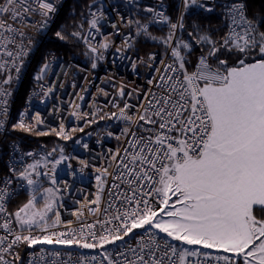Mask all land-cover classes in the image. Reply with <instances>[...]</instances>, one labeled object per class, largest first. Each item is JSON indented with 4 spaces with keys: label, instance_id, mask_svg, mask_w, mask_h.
<instances>
[{
    "label": "snow or ice",
    "instance_id": "1",
    "mask_svg": "<svg viewBox=\"0 0 264 264\" xmlns=\"http://www.w3.org/2000/svg\"><path fill=\"white\" fill-rule=\"evenodd\" d=\"M183 7L212 12L214 0H183ZM220 7L231 21L228 33L219 42L207 33L196 37L208 47L206 54L199 57L195 72L187 70L186 57L181 51L191 53L192 45L181 42L173 46L169 42L174 32H170L164 43L171 47L175 62L164 66L165 74L154 85L159 93L149 90L138 107L125 102L119 115L106 114L108 119L126 122L121 135L115 138L120 140L123 136L128 146L122 149L123 155L121 150L112 152L114 171L97 169L100 172L96 177L98 192L91 201L97 207L89 208V213H102L103 220L82 223L79 229L73 228L71 221L62 222L59 211H54L58 187L44 189L42 207L37 206L33 195L14 213H7L5 201L11 199L9 185L13 181L9 177L0 182V213H7L9 217L0 223L4 233L0 235V264H21L22 257L17 251L21 244L30 249L37 245H55L68 250L73 247L102 250L97 262L95 255L85 257L79 252L40 248L39 252L29 254L31 259L27 264H205L200 257L208 264L211 259L218 264L221 261L223 264L241 261L242 264H264V31L260 27L264 16L249 17L244 0H232ZM144 10L152 14L149 23L169 22L163 10L152 7ZM56 11V5L49 0H0V69L8 63L3 57L11 58L15 64L26 54L24 42L27 40L29 45L32 42L26 29L36 27L31 16L38 13L44 18L40 27L46 28L50 14ZM92 15L90 27L96 28L95 13ZM129 23L137 25V35L150 36L148 24H141L139 20ZM177 27L183 28V23L170 24L173 30ZM55 36L62 41L68 39L59 31ZM71 36L81 38L78 32H72ZM131 39L125 40L128 47ZM100 47L107 49L109 44ZM221 50L229 53V57L221 58L218 55ZM90 51L95 53L97 48L90 46ZM149 59L155 60V55L149 54ZM230 59L234 62L229 63ZM91 67L96 68V63ZM47 68L45 64L42 71ZM19 71L17 66L16 72ZM156 79L153 77L148 83L153 84ZM10 80L8 76L3 83ZM6 95V90L0 88V96ZM118 95L125 97L123 87ZM113 106L119 107L115 103ZM134 108V112L130 111ZM6 111V108L0 111V116ZM72 115L77 119L91 115L86 125L97 123V113L74 111ZM34 119L37 124L43 122L39 114ZM3 127L0 120V128ZM13 127L31 132L35 126L26 125L21 118ZM83 130V127L72 128L69 132L61 125L59 130L52 131L69 140L71 133ZM48 134L47 131L37 133ZM107 135L111 137L114 133L107 132ZM82 147L88 148V145ZM60 152L59 159L51 162V175L42 174L53 186L58 184L57 165L67 159L63 148ZM81 164L88 166L85 161ZM38 167L39 161L27 164L22 171L17 172L15 168L11 171L35 193L40 190L38 181L33 179L34 173L41 175L36 172ZM107 177L113 182L108 188L107 207L101 209ZM73 215L79 219L83 213ZM62 224L66 231H50ZM97 225L100 231L96 230ZM35 229L44 234L33 235ZM201 250L231 255L213 258L208 251ZM44 253L54 259L46 261Z\"/></svg>",
    "mask_w": 264,
    "mask_h": 264
},
{
    "label": "built area",
    "instance_id": "2",
    "mask_svg": "<svg viewBox=\"0 0 264 264\" xmlns=\"http://www.w3.org/2000/svg\"><path fill=\"white\" fill-rule=\"evenodd\" d=\"M69 1L49 0L56 5L57 11L50 14L46 28L40 27L44 18L38 13L31 16V21L35 23L36 27L26 29L27 35L31 37L32 41L30 45L27 40L24 42L27 49L26 54L15 61V64L11 62V58L3 57V60H7L8 63L6 68L0 69V88L6 90L7 95L0 96V111L5 108L7 111L5 115L0 116V120L4 123V127L0 128V182L9 177L13 181L9 185V191L12 193L11 199L5 201L7 213H13L11 211L12 204L20 200L30 187L26 181L14 176L11 169L15 168L17 172L22 171L27 164L36 163L42 157L43 162L36 169V172L41 173V175L36 176L34 173L33 179L38 181L39 188L48 185L59 188L57 194L60 198V204L54 211H59L62 222L71 221L72 227L79 229L82 223H93L97 218L103 220L102 213L96 215L89 213V208L95 209L97 207L91 203L98 192L96 177L100 175V172L97 169L108 168L109 172L114 171L115 165L111 161L112 152L121 150L123 155L122 149L128 146L123 136L120 140L115 138V136L121 135V131L126 127V122L116 118L108 119L106 114L116 113L119 115L120 108L124 106L125 102L138 107L149 90L159 93V89L155 88L154 85L160 82L159 76L165 74L164 66L175 62L169 46L163 53L155 49L145 55L138 54L135 51L136 44L144 34L137 35V25L129 22L136 21V17H138L142 24L149 25L148 31L154 24L167 26L168 35L170 32H174L173 40L169 43L175 46L181 28L177 27L173 30L170 28V24L182 22L180 18L183 16L184 7L183 0H180L177 17L172 19L167 0H93L88 4L92 13L84 19L87 28L81 40L86 54L85 58L80 59L75 54L66 56L57 51L47 52L42 58L41 68L34 75L35 72L32 68L39 57L40 49L52 40V30ZM246 1L244 0L245 3ZM231 2L232 0H214V11L212 12L196 8L207 14L223 13L227 20L228 33L231 21L220 5ZM147 7L163 10L169 18V22L164 23L157 20L149 23L152 14L144 10ZM93 13L97 19L96 28L90 27V21L94 18ZM97 28L99 31L96 30ZM128 37L132 38L131 47L125 43ZM104 43L109 44L107 49L100 47ZM90 46L97 48V52L90 51ZM13 50L15 51V49ZM149 54H154L155 60H150ZM92 63H96L97 67L92 68ZM133 63H135V68H133ZM45 64L48 65V68L42 71ZM17 66L20 67L19 73L16 72ZM157 69L160 71L157 72ZM8 76H11L10 82L3 83ZM37 76L41 78L36 79ZM153 77L157 79L153 84H149L148 81ZM29 81L33 82L34 85L30 83V87L26 89ZM121 87L126 94L123 99L118 95ZM49 89L51 90L49 91ZM101 89L103 91H100ZM129 93H131L130 97L128 96ZM81 96L83 100L80 99ZM113 103L119 107H114ZM75 105H79V108H76ZM74 111L97 113V123L86 125L85 121L92 119L91 115L77 119L76 116L72 115ZM130 111L134 112L135 108ZM15 113H18L17 119H15ZM37 114L43 121L40 124H37L34 119ZM101 116L104 119H100ZM21 118L26 125L35 126L32 132L47 131L65 143L48 145L45 142L36 143L15 137L12 124L13 122L19 123ZM61 125L69 132L72 128L83 127L84 130L83 132H73L71 139L64 140L52 131L53 129L59 130ZM107 132H112L114 135L109 137ZM76 141H80V143H76ZM83 144H87L88 148L82 147ZM66 147L69 148L66 149ZM61 148H63V155L67 159L57 165L58 184L53 186L49 178L42 174L48 172L49 176L51 175V162L59 159ZM29 152L35 155H26ZM81 161L87 162L88 166L84 167ZM45 163H47V167L44 166ZM110 164L112 167H109ZM76 166L81 170L76 169ZM106 179L108 183L105 185L104 193L101 194L102 198L99 205L101 209L107 207L108 188L113 182L111 177ZM121 188L123 190L124 186L122 185ZM112 191L115 192V189ZM77 212L83 213L79 219L73 215ZM7 213H0V223L9 218ZM13 227L19 231L14 222ZM96 230H101L99 225H97ZM50 231H66V229L62 224L58 228L50 229ZM3 234V230L0 229V235ZM43 234L39 229H35L33 232V235ZM40 248L59 250L65 253L72 251L73 254L79 252L85 257L95 255L97 262L101 259L98 253L102 251L75 249V247L68 250L62 246L50 247L46 245H37L30 249L21 244L17 249L22 257L21 264H27L28 260L31 259L29 254L39 252ZM44 255L46 261L54 259L47 253ZM6 258L11 259V257ZM200 259L208 264L204 257H200ZM97 262H93V264H97ZM41 264H46V262H41ZM211 264H218V262L211 259ZM219 264H223V262H219Z\"/></svg>",
    "mask_w": 264,
    "mask_h": 264
},
{
    "label": "trees",
    "instance_id": "3",
    "mask_svg": "<svg viewBox=\"0 0 264 264\" xmlns=\"http://www.w3.org/2000/svg\"><path fill=\"white\" fill-rule=\"evenodd\" d=\"M93 0H70L64 9L63 13L60 15L58 21L56 22L52 30V40L46 45L41 47L39 57L40 65L43 56L47 52L57 51L62 52L66 56L75 54L78 58H85L86 54L84 52L83 46L81 44L82 37L87 28V23L84 20L91 15V10L88 7V4ZM179 2L180 0H167L169 6V12L172 19H176L179 12ZM247 9L248 16H256L257 19L264 16V0H247ZM183 28H181L180 36L176 43L180 44L181 42L190 43L192 45L191 53H188L187 50L181 49L182 54L186 57V68L189 72L195 71V66L198 61V57L206 54L207 47L198 42L196 37L198 35H203L205 33L211 35L212 39L220 41L222 37L227 35V20L223 13L217 12L215 14H207L196 7H191L189 9H184L183 11ZM261 30L264 31V24L261 26ZM62 32L68 37L67 40H59L56 36V32ZM72 32H78L81 38L71 36ZM150 36L144 37L141 36L139 41L136 44L135 51L140 55H145L149 51L158 49L160 52H164L168 45L164 43V39L168 37V28L167 26L152 25L149 30ZM189 33H192L190 36ZM154 36L157 39L153 40L150 37ZM163 42V43H162ZM159 43V44H158ZM203 49V51H202ZM221 58H228L229 53L224 50H221V53H218ZM38 57V58H39ZM37 58V60H38ZM36 60V63H37ZM211 62V61H210ZM234 59H230L229 63H233ZM31 85H34L33 82L29 81L26 89ZM16 122H13L12 128L15 137H20L22 139L31 141V142H45L48 145H54L55 143L63 144L65 143L62 140L57 139L56 137H47L43 135H37L35 132H26L19 129H14ZM68 144V143H67ZM69 147H66L68 149ZM28 193H24L21 196V199L12 204L11 211L14 213L21 205L28 201Z\"/></svg>",
    "mask_w": 264,
    "mask_h": 264
},
{
    "label": "rangeland",
    "instance_id": "4",
    "mask_svg": "<svg viewBox=\"0 0 264 264\" xmlns=\"http://www.w3.org/2000/svg\"><path fill=\"white\" fill-rule=\"evenodd\" d=\"M136 19L139 20L140 23L142 24L140 18L136 17ZM144 37H149V36L144 34ZM162 43H163V42H162ZM40 68H41V66H40V57H39L38 60H37V63H36V64L33 66V68H32V69H33V72H35L34 75L37 74L36 72H37ZM17 116H18V113H15V119H17ZM45 136H47V137H52L53 134H52V133H49L48 135H45ZM38 161H39V164H41V163L43 162V158H42V157L39 158ZM76 169L81 170V168H79L78 166H76ZM49 187H51V186L48 185V186H45V187H40V188H39L40 190H39L38 192H35V193L32 192L31 188L28 189V191H27V193H28V195H29L28 200H29L33 195H35L36 200H37V206H38V207H42L44 201L41 199V195L43 194L44 189H45V188H49ZM173 199H175V198H173ZM25 203H27V201H26ZM25 203H24V204H25ZM59 204H60V198H59V196H58V194H57L56 207H58ZM21 206H23V205H21ZM160 235L163 236V234H160ZM173 243H178V242H173ZM46 246H48V245H46ZM50 247H59V246L52 245V246H50ZM201 251H208V252L210 253V257H213V258H214L215 256H217V255H231V254H229V253L217 252L216 250H201ZM221 262H222V261H221ZM240 264H242V261L240 262Z\"/></svg>",
    "mask_w": 264,
    "mask_h": 264
}]
</instances>
